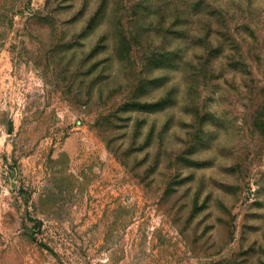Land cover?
I'll use <instances>...</instances> for the list:
<instances>
[{
    "label": "rangeland",
    "instance_id": "obj_1",
    "mask_svg": "<svg viewBox=\"0 0 264 264\" xmlns=\"http://www.w3.org/2000/svg\"><path fill=\"white\" fill-rule=\"evenodd\" d=\"M0 264H264V0H0Z\"/></svg>",
    "mask_w": 264,
    "mask_h": 264
},
{
    "label": "trees",
    "instance_id": "obj_2",
    "mask_svg": "<svg viewBox=\"0 0 264 264\" xmlns=\"http://www.w3.org/2000/svg\"><path fill=\"white\" fill-rule=\"evenodd\" d=\"M244 13L245 14H242V18L244 19V20H246V18H247V16H248V18H247V20H246V23H247V26H248V28H249V30H251V26H252V21H251V18L249 17V14H252V12H251V10L250 9H247L246 11H244ZM253 36V35H252Z\"/></svg>",
    "mask_w": 264,
    "mask_h": 264
}]
</instances>
